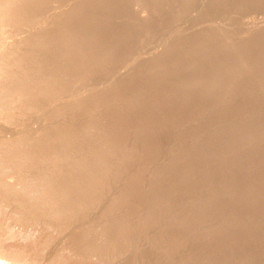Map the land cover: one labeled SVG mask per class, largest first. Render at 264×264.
Masks as SVG:
<instances>
[{
    "label": "rangeland",
    "instance_id": "1",
    "mask_svg": "<svg viewBox=\"0 0 264 264\" xmlns=\"http://www.w3.org/2000/svg\"><path fill=\"white\" fill-rule=\"evenodd\" d=\"M86 1H89V0H84V2H86ZM99 1L100 0H98V2ZM107 1L108 2H106L105 0L100 1L99 2L100 5H98V7L95 5L96 8L93 7L94 5H92V8H88V7H86V8H88L89 10L92 9L91 11H93V12H94V8L96 9L95 11L98 12V10H97V8H98L100 10V13H101V10L103 9L102 7H104V6L107 7V5L110 2L111 10H112V12L116 18L114 17L112 20L113 22L111 21V23L113 25H110L111 23L109 24V22H108V23H106V26L108 25L109 26V27L107 26L108 28H110V27L113 28L116 25V27L113 29L110 28V30L107 28V30L105 31V34H106V32H109L107 34L108 38H107V35H105V37L101 36V38H102V42L104 41V43H105V44L102 43L103 46H105L107 44L111 48V47L117 45L116 48L110 49L113 51L116 49L117 51L113 52V51L109 50V53H108L109 55L106 56L103 60V62L105 61V63H106L107 62L106 60L108 57V62L106 64H104L102 62V64L104 66L101 65L100 64L101 62H100L99 64L101 67L98 66L99 64H96L93 61H90V62L95 63L97 65V67H94L96 65H93V63L86 65V67L88 66L87 68L85 66L80 67L79 65H75V63L80 62V60L78 62L76 60H74V59H78L75 56L72 59L73 62L71 61L72 65L73 66L75 65L76 68L79 67L81 69V71L78 68L77 69L78 71H75L73 73L66 72L67 75H71L68 77H73V82H74V83L72 82L73 84H76L75 82H77L76 86L75 85L74 86L77 87L78 89L76 88L74 90H81V89L83 90L84 88H81V86L84 83L103 82L100 79L104 78L107 75L106 72H108L107 70L109 69L110 66L111 67L113 66L112 69L116 70V71H114V72H116L114 74H116V76H117V73L119 71L118 68L122 66L121 62H123L125 60L124 57L126 58V56H128L127 53H130V52L133 53L132 50L134 51L137 49L138 52L135 51L136 53H140V51L142 52L141 54H139L140 56L143 54L142 58L140 57V60H142L143 57H145V56L151 55L152 53L156 54L157 51L160 53V50H163V51H161V53L164 52L165 54L164 53H163V55L160 54L161 56L159 54H157V55H155V57H154V54L151 55V57L149 58V61H151L150 65L148 63L149 62L148 60H147L148 62L145 61L146 59H148V57L147 58L145 57V59L143 60V62L145 61L146 64L143 65V62L140 61V62H142V67H143V68L140 67V70L146 69V71H144V72L141 70L143 73L140 70H138L139 69L138 67L141 65V63L138 62L139 59L136 60L137 61L136 63H134L133 61H132L133 62L132 63L130 61L132 64L131 65L129 64L128 66L130 68H135V67L138 68V69H136V68L135 69L137 71H139L140 73L135 71L134 69H132L131 72H130V70H126V72L124 71V73L120 72V73H118L119 75L117 76V78L121 79V77H122L125 80L127 79L126 82L124 81V83H123L124 85L126 84L124 87L121 84L122 85L121 88H118V89L114 90L113 92L111 91L110 93L105 92V94H103V90H97L96 93H98V95H100L99 97L102 98V99L99 98V100L101 102L99 101V103L96 105V107H94V109H93L92 105H90L93 109V110H91L92 112L94 110H97V111L93 112L95 116H92V115L87 116V114L88 115L91 114V111L88 113V110H90L91 107H89V109H87L86 105L89 106V104H87V102L84 101L85 103L81 102V104H80V105L86 104L85 107L83 106V109L77 103L76 104V105H78L77 107H75V105H74L75 109L70 108L72 110H70V109H68L66 111L64 110L65 111V112L63 111L64 114L62 112L63 116L61 115L60 118H55L54 120L53 119L51 120V122L53 124H51L50 126H53L57 122V125L59 123L60 124H67V125H69V126L71 125L73 128H75L76 125L78 127V124H81V126H82V124H84V123L90 124L89 122H91V123L93 122L92 124L95 123V125L97 126V129H98L96 131L97 134L95 133L94 135H92V137H93V138L91 137L92 139L91 138H89L90 140L88 139L90 142L86 141L84 143H81V146L79 145L80 147L78 145L77 146L75 145L74 147H77L76 149L75 148H68V149H65V151L62 150V153H60V157H59L61 159H59V161L61 163H62V161L67 162L65 168H68V165H69L68 163L73 162V160H72L73 158L75 159V158L79 157L78 155L81 152H84L87 155H89V153H90L92 155L91 159L94 160L95 155L101 151L100 148H99L100 149V151H99L97 146L102 141L105 140V142H107L108 146L111 145V147H108L109 149H107L108 153H106V155H107V161L109 160L110 162L109 161L108 162L112 165L109 168L111 169L113 167L114 169L112 168L109 171V173L107 172L108 170L102 171L104 168L102 167V165H100L101 162L97 161L96 158H95V161L93 162L94 164H92L93 167L96 166L94 168V170H93V167L91 169L88 168L89 171L87 170V168H85L86 170H80V169L77 171L73 170L72 172L74 173V175L70 172L67 173L68 171L63 170L65 172V174H70V175H68L69 177L71 175L74 176V177L73 176L70 177L71 180H74V179L78 180V178L81 177V175L83 173H85V175H86L87 172L91 173V171H92L91 174L95 178V182H94L95 184L92 186V188L91 187L87 188L88 191L86 189L87 195H85V196L80 195L82 198H79L78 196H74V198L77 197L78 199H80V200L83 199L84 201L87 199L86 201L88 202L89 205H88V207H86L87 209H84L85 210L84 213L87 214V217L85 214H82L79 217L77 216V218L74 217V219H82L83 216H85L86 221H88V219H89V221L94 222V228L95 227H97V228L94 229L93 227H91L94 229L93 235H90V237H89V234H87L85 236V238H87V241H85L86 243L84 242V244L88 245L89 243H91L92 245H94V242L96 241L97 243L95 242V244H97V246L99 244H101V247H100L101 249L100 248L99 249L102 252L97 251L98 253L97 252L95 253L94 251L92 252L90 250L93 254L94 253L95 254L93 255L91 253V255H89L86 253L88 250L85 247L86 245L83 246L82 243L81 244L79 243L80 245H78L75 242V244L78 246V247H76V245L74 244V240L77 238V235L80 234V229H78V230L75 229L76 231H74V232H76V233H77V231H79V232H78V234L74 233L73 238L71 237V233H73V232L68 234V236L65 233H63V235H62V232L60 233V231L55 233L57 228H59V227L54 226V228H53L52 225H57V223H59V225H60L61 222L63 223V221H67L68 219H70V218H67V215L65 216V214H60L62 216H59L57 214L55 216L56 213L55 212L52 213L53 210L54 211L56 210L55 208H58L59 205L61 206V204H60V203H62L61 199H60L61 201L57 202L58 205H56V203L53 204L51 213L50 212H49L50 214L47 213L46 217L42 216V218H41V216L39 215L38 212H37L39 215L38 217L36 216L37 213H36V215L32 214L33 211H39L40 208L42 211L47 207V205H46L47 202H45V204L43 206L42 205H41V207L39 206L40 208L37 207L36 205L39 204V201H45L44 197H40V198L37 197L40 194V191L42 193V191L44 190V187H43L44 184L40 182V179L42 180V178H40V179H38V178L41 177L45 173L47 174L48 172L42 173L40 171H35L33 169L32 170L33 173H32V172H30V170H31L30 167L24 168L23 165L22 166L17 165V166H19L21 168L23 167L25 170L28 169L29 171H27V170L24 171L23 168H22L23 170H21L17 167L19 170H21L20 172L21 173L30 172V174L32 173L31 175L29 174L30 176L28 174L27 175L24 174V175L29 177L28 179H30V182L32 180V182H34V183L37 181H35V180L33 181V179H31V178L37 177L36 180H38V182L36 185L34 183L29 184V181H27L28 187H26V189L21 188V190L18 189L19 191L16 190V191H18L17 193L20 196H18V195H15V196H17V198H20L22 196V198L18 199L17 201H13L14 204H12V202L9 204L8 203L6 204L4 202L6 205H4V203L2 204V202L0 203V232H1V235L3 237L5 236V238H2V237L1 238L4 240L6 239V241L10 240L9 243H11L13 245L12 247L16 246L18 248V250H16V251L21 253V255H22L21 259L23 260V258H25L24 263H26V261L29 260V261H27V263L29 262V264H32L33 261L34 262L36 261L37 264H44V263L45 264H128V263L129 264H134V263L135 264H168V263L169 264H185V263L186 264H232V263L233 264H264V137H263L264 136V134H263L264 129L260 128V127H262V125H264V77H263L264 76V73H263L264 67L261 66V65H264V61H263L264 56H262L264 53L263 52L264 40L262 38L264 35V0H257L259 2H256V0H251L252 3L250 2V0H230L231 3H230V1L227 2L228 0H223L222 2H224V3H222V2H221L222 4L219 3L221 5H219V7H216V8L213 7L211 0H208L209 2L207 0H190V1L189 0H181V1L180 0H149V2L150 1L151 2L156 1V3L159 4V5H157V8H156L157 10L155 9L156 6L154 8L152 6H150V7L147 6L146 9L144 7H142V8H144V10H142L141 7H140V9H139V7H134V6H132L130 8V6L129 7L126 6V3L125 4L120 3L123 0H116V1L115 0H112V1L107 0ZM94 2H96V0L90 1L89 6L91 5L90 3H94ZM124 2H126V0H124ZM130 2L132 4L134 3L133 0H130ZM145 2H147V0H145ZM151 2H150V4H151ZM255 2H256V4H253ZM195 3H198V5L201 4L199 6H202V5L203 6L202 7L198 6L199 7L198 8V7H196L197 4H195ZM245 3H246V5H245ZM181 4L183 5V8H182ZM228 4H230V5H228ZM122 5H124L125 7ZM222 5H225V6H222ZM236 5H238V6H236ZM243 5H245V6H243ZM109 6L110 5H108V7ZM160 6L162 7V9ZM163 6L165 9L163 8ZM173 6L176 7L174 10H173V8H174ZM179 6H180V8H179ZM220 6H221V9H223L222 10L223 12L219 9ZM241 6H242V8H241ZM195 7L197 8V12H196ZM231 7H233V8H231ZM86 8L85 9L82 8L84 10H82V12L80 11V13H77L79 16L76 14L75 16L77 18L73 17V19L75 21L81 22V20L84 19V16L87 14V12H90ZM109 8H105V9H107V11H108ZM120 8H122L123 10H121ZM127 8H130L131 10L127 9ZM193 8L195 9L194 10L195 12L192 11ZM210 8H211V11L216 10L218 8L219 10L218 9L216 10V12L218 14L214 11H213L214 14L211 13V11L209 12ZM238 8H239V10H237ZM150 9H152V10H150ZM159 9H160V11H158ZM226 9H227V11H226ZM111 10L109 9V12H111ZM116 11H118V12H116ZM191 11H192V13H191ZM219 11H221V12H219ZM230 11H231V13H230ZM123 12H125V13H123ZM160 12L162 15L160 14ZM156 13L159 15H157ZM185 14H188V15L186 16ZM193 14H194V16H193ZM120 15H123L126 17L125 18H123V16L118 17ZM202 15L204 17H202ZM158 16H159V18H158ZM155 17H157V18H155ZM172 17L175 18V20L179 23H176V21H174V23H173L174 19ZM181 17H182V20H181ZM189 17H190V19H189ZM232 17H234V18H232ZM120 18H121V20H120ZM143 18H145V19H143ZM163 18H165L164 19L165 21L172 20V19L173 20L171 22L165 24L164 23L165 21L163 20ZM186 18H188V20ZM212 18L215 20L213 21ZM115 19H117V20H115ZM137 19H139V20L142 19V22L144 21L146 26H144L145 25L144 23H141V20L137 21ZM209 19H211V20H209ZM133 20L134 21L136 20V23L140 22L141 23L140 26H142L141 28L134 31L133 35L130 36V37H133L134 39L128 38L127 41H124V38H120L121 39L120 40L119 36H117V34H116V36L112 34V33H114V31L115 32H117V31L126 32V30L129 31L130 28H132V26L134 24H136ZM121 21H123V22H121ZM182 21H184V22H182ZM209 21H211V22H209ZM222 21L223 22L225 21L227 23L230 22L231 27L229 24H228L229 26L227 25L228 29L230 28V31L228 32V34H229L230 39H232V41L234 42V44L235 45L244 44L243 41L245 40L246 42L245 41L244 42H245L246 48H244L243 50L241 49L239 54L235 55V56L231 55V54L228 55L229 51L223 48L224 51H222V52L227 51L226 53H224L227 55L222 56L225 59L224 61H225L226 65H224V63H223L222 67H220V68H218V67L221 65H218L217 67L216 66L210 67V65H207V62L209 60L206 59L207 60L206 61L203 59V61H205V63H206V64H204V66L207 65L210 68H213V67L216 68V69L214 68L216 71L214 72V69H213V73H211V74H210L211 71L210 72L208 71L207 73L204 71L205 72L204 73V72L196 70L194 72V71L189 70L190 68H186V67H185V69L183 67L180 71L176 72L177 67H175V66H178L179 64H181V62H182V64H190V63H193V61L196 62L197 58L200 57L198 53H192L191 52L195 48V46H197V43L199 44L200 39L203 37V36L200 37L199 33L200 34L207 33L208 31L206 32V30L209 29L210 23L215 24V25L216 24L219 25L220 23H223ZM251 21H252V23H250ZM115 22H117L118 25ZM231 22H232V24H231ZM233 22H235L236 24ZM254 22H255V24H254ZM196 23H197V25H196ZM227 23H224V24L226 25ZM147 24L150 26H148ZM179 24H181V25H179ZM224 24H220L219 26L225 27V29L227 30L226 26H223ZM233 24H235V25H233ZM261 24H263V25H261ZM123 25L126 27H124ZM164 25L165 26L167 25V26L165 27ZM169 25H171V26H169ZM174 25H176L178 27V30L182 27V29L184 30L185 33L183 32L181 34L191 33V35L189 34L190 35L189 37H192V38L189 41V43H191V42L192 43H191V45L187 44L186 46H183L184 49L182 47V48H180L181 49L180 51H179V49H177V51H174V50L171 51L170 50L171 52L174 51L173 52L174 55L171 54L174 56V58H169V57H167V56H169V54L168 53L166 54V50H168L170 48H165L166 46L164 45V41L166 39L165 36L168 35V33L171 31L170 29ZM106 26L104 27L105 29H106ZM179 26H181V27L179 28ZM177 27H176V29H177ZM116 28H119V29H116ZM114 29H116V30H114ZM174 29L175 28H172V30H174ZM147 30H150V31L153 30V32L151 33L150 31L148 32ZM155 30L157 31V33L155 32ZM180 32H182V30H180ZM260 32H262V33H260ZM142 33H143V35H142ZM145 33L147 36H146V39H143V37L145 36ZM94 34L97 35L96 33H94ZM152 34L157 36L156 40L154 38L152 41V38H153ZM175 34L181 35L180 33L179 34L175 33ZM109 35H111L110 36L111 38L109 37ZM202 35H204V34H202ZM112 36H114V37H112ZM234 36H236V37H234ZM240 36H242V37H240ZM106 38L108 40L111 39V41L110 40L109 41L112 43L109 42V44H108V40ZM112 38L117 39V41L116 40H114V41L118 42V43L114 42L115 45H113V41H112L113 39ZM158 38H159V41H158ZM95 39H96V41H94ZM95 39H92L96 43L94 45H97V43H98V46L99 47L101 46L100 48H102V45H99L101 39H99L97 36L95 37ZM196 39H198L199 41ZM147 40H149V41H147ZM162 40H164V41H162ZM247 40H248V43H247ZM97 41H99V42H97ZM131 41H132V44H131ZM254 42H255V44H254ZM262 42H263V44H262ZM161 43H162V45H161ZM193 44H194V46H193ZM251 45L253 46L252 48H251ZM98 46L93 47V43H92L91 47L93 49L96 47L95 49L98 51V49H99ZM188 46H190V47H188ZM23 47L25 49L26 46H23ZM134 47H135V49H133ZM153 47H154V49H153ZM212 47H214V46H210L209 49L210 48L211 49L207 50L208 52H210L208 54L209 58L215 56V54H218V53L220 55H223V53L221 52L222 49L217 51V50H215V49H217L216 46H215V49ZM257 47H258V49L260 48L259 51H257L258 50ZM28 48H29V45H28ZM107 48L109 49V47L105 46L99 50L103 51V49H107ZM125 48H126V50H125ZM253 48L255 49V52H254ZM95 49H94V51H96ZM127 49L129 52H127ZM138 49H140V51ZM143 49H144V51H143ZM245 49H246V51H244ZM26 50H27V47H26ZM26 50L22 51L23 55H24V52ZM215 51H217V53H214ZM252 51L254 53L258 52V54H254ZM261 51L263 53H261ZM167 52H169V50ZM211 52L213 53V55ZM112 53H113V55H111ZM29 55H30V50H27L25 53V57H28ZM187 55H188V57H185ZM192 55L195 58H192ZM252 55H253V58L256 60L255 61L254 59H252L254 62L253 61L251 62V56ZM255 55H257V57H258V55H259V57L262 56V58L258 57V60H257V57ZM79 56H83V55L79 54ZM110 56H112L113 59ZM119 56H120V58H119ZM226 56H228V57H226ZM162 57L163 58L167 57L166 59L169 61H167L166 59L165 60L163 59V60H161L162 63L159 64L161 62L160 58L162 59ZM180 57H181V59H180ZM109 59H111V61ZM155 59H158L160 62L158 64H156L155 62H158V61L156 60L154 62L153 60H155ZM170 59L175 60L177 63L175 61L174 62L177 65L174 62H172ZM198 59H200V58H198ZM226 59H227V61H226ZM236 59L239 61V63H241V66L243 65V63H248L246 67H249L251 70L253 69L255 72L250 71L253 73H250V72L245 73V72L241 71L242 73H239L240 71L235 72V68H233V67L232 68H233L234 72L232 70H230L232 64H234V62H237ZM240 59H242V60H240ZM260 59L263 62L259 61ZM82 60H83V58L81 59V62H82ZM177 60H179V61H177ZM200 60H202V59H200ZM228 60H230V61L232 60L234 62L231 61L232 64L229 65L231 62L229 63ZM165 62H166V64H165ZM188 62H190V63H188ZM153 63H155L156 65L154 66ZM261 63H263V64H261ZM118 64L120 66L116 67ZM208 64H209V62H208ZM90 65H93L94 68L89 67ZM181 65H179V66H181ZM250 65H251V67H250ZM254 65H258L259 68L257 66H254ZM144 66H147L150 69H147V67L145 68ZM223 66H225V67H223ZM254 67H257V69H254ZM105 68L107 69L106 71H104ZM175 68H176V71H175ZM206 68H208V67H206ZM225 68L226 69L229 68V72H227L228 74L226 73V71H228V70H225ZM242 68L244 69L245 67H242ZM110 69H109V71H110ZM261 69H263L262 70L263 72L261 71ZM98 70L99 71L103 70L105 73H103L102 71L98 72ZM155 70H156V72H154ZM217 70H219L221 72H218ZM245 70H246V68H245ZM86 71L89 73V75ZM224 71H225V73H224ZM162 72H164V73H162ZM216 72H217V74L222 75L221 76L222 78L220 77L221 80L226 79L224 77V74L226 77H228V76L230 77V75L232 73H233L231 75L232 77L236 76V75L239 76L241 74H242V76H240L239 78H238V76H236L237 79H235L236 77L234 79H232L233 82H235V83H233V82L230 83L232 80L228 81L227 83H225L226 80L225 81L224 80L223 81L214 80V82H212L213 80H211V78L209 79V77ZM256 72H257V74H256ZM259 72L261 74H258ZM90 73H91V76H90ZM95 73H96V76H95ZM137 73H138V75H137ZM174 73H175V75L176 74H178V75H176L174 77ZM243 73L245 75H243ZM63 74H65V73H63ZM140 74H141V76H140ZM190 74L193 77V86H189V84H186V85L182 84L183 81H185L187 78L190 77ZM197 75H198V77H197ZM185 76L186 77L188 76V77L186 78ZM206 76H208V77H206ZM128 77H129V79H128ZM156 77H157V79H156ZM199 77H201L202 80H201V78L199 79ZM253 77H254V79H253ZM36 78L37 77H35L33 79L34 84H36V81L38 82V79L36 80ZM162 78H164V79L166 78L168 80L163 79L164 81L163 80L161 81ZM203 78H204V82H202ZM71 79L72 78H70V80ZM74 79H76V80L74 81ZM112 79L114 80L115 78H111L110 80H112ZM170 79H172V80H170ZM205 79H206V81H205ZM89 80H91V81L89 82ZM110 80H108V81L111 83ZM113 80H112V82H113ZM200 80L203 84H201ZM207 80L210 81L211 83L208 82ZM119 81H123V80L121 79ZM179 81H181V82H179ZM246 81H247V83H246ZM197 82H199L200 85H198ZM78 83L80 86L78 85ZM139 84H141V85H139ZM205 84H207V85H205ZM227 84H230V85L227 86ZM179 85L181 86V88ZM216 85H218V86L223 85V86L215 87ZM5 86L7 89H9V91L7 89L2 88V93H0V94L2 96H4L5 94L8 95V93H9V95H11V96H9V99L11 97H14V99H15L16 93L14 94L13 91H10L11 87H9L8 84H6ZM23 86H24V88H23ZM23 86H22V88H21V86L19 88H21L24 91V93L26 92L24 94V95H26L29 92V90L31 89V86H33V84L26 83ZM139 86H141V88ZM185 86L189 87L190 89L186 88ZM229 86H232L234 89L231 88V90H229L230 89ZM211 87H214V88L212 89ZM79 88H81V89H79ZM210 88L213 90V92L210 90ZM187 89H189V90H187ZM191 89H192V91H191ZM207 89H209L210 92ZM245 89H246V91H245ZM251 89L252 90L257 89V90L252 91ZM108 90H110V89H108ZM250 90H251V92H250ZM136 91H138V92H136ZM166 91H167V93H166ZM182 92H184V93H182ZM106 93H107V95H106ZM111 94H112V96H111ZM208 94H209V96H207ZM261 94H262V96H261ZM28 95H29V93H28ZM28 95H26V96H28ZM109 96H110V98H109ZM140 96H142V98ZM211 96H213V97H211ZM29 97L30 96H28L27 98H29ZM113 97H114V99H113ZM133 97H134V99H133ZM85 100H87V98ZM133 100H134V102H132ZM117 101L120 103H118ZM20 102L21 103H19V105H18V107H20L19 108L20 112H28L29 111L28 107H26V104H25L26 98L21 97ZM112 102L116 103V106L117 107L120 106L119 109L121 108L123 110H121L119 112H118V110H113L114 104L112 106L111 105ZM88 103H89V101H88ZM20 105L23 106V109H22V106H20ZM123 105H124V107H123ZM110 106H112V108ZM117 107H116V109H117ZM215 107H218V109H216ZM84 109L87 110V112H85ZM25 110H28V111H25ZM81 111H84L85 113L81 112ZM80 112L82 113V115L83 114L84 115L83 116L78 115V114H80ZM126 115H127V117H125ZM73 116H75V117H73ZM77 116H78V119L80 116H81V118L84 117V119L82 118L83 122L79 121L81 118L78 120L76 118ZM70 117L73 118L74 120L70 119ZM12 118L13 117H11V119ZM86 118H87V121L85 120ZM90 119H92V120H90ZM66 120H68V121H66ZM254 120H256L257 122H255ZM80 122H82V123H80ZM258 122L260 125L258 124ZM261 122H263V123H261ZM244 123H245V126H244ZM106 124H108V125H106ZM251 124L257 125V126L251 127L252 126ZM57 125H55V126H57ZM240 125L242 128L240 127ZM258 126H260V127H258ZM217 127H219V128H217ZM233 127H235V128H233ZM100 128H102V129H100ZM223 128L225 129V131H223L224 130ZM255 128L259 129L257 131H260V130H261V132L263 131L262 134H261V132H259V134H258V132L256 131ZM227 129L228 130L233 129V131L235 129L234 132L236 134L234 132H232L231 130L228 131ZM243 129L244 130L246 129L245 130L246 133L249 132V135L251 136V138H249V140H245V141L243 140L244 139V132H245ZM101 130H103V131H101ZM216 130L221 131V134L219 132H216ZM250 130L253 131V134H252V131L250 132ZM255 131H256V133H255ZM216 133L218 135H216ZM240 133H242V134H240ZM122 135H124V136H122ZM219 135H220V137H219ZM100 136L102 138H100ZM108 136H110V137H108ZM34 137H38V134L36 133L34 135ZM222 138H225V139H222ZM235 138H236V140H235ZM25 139H27V138H25ZM207 140L211 141L213 143V144L211 143L212 146H208ZM230 140H231V142H230ZM246 141H248L249 143H247ZM87 144H89V145H87ZM95 144L97 146H95ZM219 144H221V145H219ZM12 145L13 144L9 145V147H7L6 149L0 148V152H1V154H0V167H1V169L6 168L8 171L11 170L9 172L14 171L12 169L17 163L18 164L25 163L23 161V159H25V157H26V159H28L27 158L28 156H29V159L33 158L31 156L34 153L36 155V153L39 152V150H38V152H33L32 149L34 150V147L27 148L28 150L30 149L28 151L25 147L23 148L19 143L17 145L14 144L15 146H13V147H12ZM20 146H21V148L26 149V150L22 151L23 152V158H21L22 155L20 157H17L19 159L14 158V156H16V153H17L16 151L18 150L17 147H20ZM227 146H229V147H227ZM8 148H10V149H8ZM12 148H16V149L14 150ZM237 148H238V150H237ZM1 149H3L4 152H2ZM220 149H222L223 152ZM20 150L21 149H19L18 151H20ZM205 150H208V151L204 152ZM24 151H26V153ZM233 151L236 155L233 153ZM11 153H13V154H11ZM209 153H210V155H209ZM10 154L13 156H11ZM223 157H224V159H223ZM26 159H25V161H26ZM174 159H175V161H174ZM20 160L23 162H21ZM18 161H20V162H18ZM69 161H71V162H69ZM64 163H62V164L65 166ZM158 163H160V164H158ZM169 164H170V166H169ZM250 165H253V166H250ZM10 168H12V169H10ZM65 168L63 167V169H65ZM100 168H101V170H100ZM6 169H5V171H6ZM19 170H17V171H19ZM36 170H38V169H36ZM53 170L55 171V169H53ZM53 170L47 169V171H49V173L51 171L53 172ZM104 170H106V169H104ZM5 171H3L4 174H5ZM8 171H6V172H8ZM22 171H24V172H22ZM79 171L81 174L79 173ZM98 172H99V174L103 175L102 180L100 179L101 181H99L100 176L98 175ZM104 173H106V176L104 175ZM7 174L8 173H6L5 176H7ZM91 174L87 173L86 176L89 175L91 177L92 176ZM155 174H157V175H155ZM35 175H37V176H35ZM38 175H40V176H38ZM19 176H21V174H19ZM26 176H23V177H26ZM1 177L3 178L2 175H1ZM21 177H19V178H21ZM4 178L6 179V177H4ZM23 179H25V178H23ZM28 179L26 178L25 180H28ZM7 180H9V177H7ZM17 187H20V186L18 185ZM26 192H27V194L29 193L28 198H26L27 197ZM32 192H34V193H32ZM143 192L146 195H144ZM30 193L34 197L32 195H30ZM40 196H42V195L40 194ZM15 198L13 200H16ZM71 198H73V196L70 198L67 196H65V197L63 196V202H66V203L70 202V200L72 201ZM77 198H75V201H78ZM32 201H33V203H32ZM35 201H37V202H35ZM92 201H94V202H92ZM21 202H23V203H21ZM34 203H35V205H34ZM3 205H4V207L2 208ZM20 205H22L23 207ZM24 205H25V207H24ZM90 205H91V207H90ZM21 207H22V210H21ZM42 207H45V208L42 209ZM50 209L51 208L47 209V211L48 210L50 211ZM201 211H203V212L201 213ZM8 212H9V214H8ZM48 214H49V216H48ZM28 215H30V216H28ZM51 215H53V216H51ZM38 218L40 219V221H39L40 223H35L33 225L32 222H37L36 220ZM66 218H67V220H66ZM10 219L16 220V221H14L15 223L13 222V220H10ZM21 219H24V220L22 221ZM28 219L29 220L31 219L30 220L31 223L30 222L28 223ZM33 219H36V220L33 221ZM42 219L45 221H48L46 219H49L50 220L49 223H50V225L52 224L51 225L52 227L49 226V224L46 226L45 225L43 226L42 223H44L45 221L43 222ZM62 219H64V220H62ZM71 219H73V218H71ZM26 220H27V222H24ZM51 221H53V222H51ZM82 221H84V220H82ZM11 222L14 223V225ZM7 223H8V225L11 224L10 226L12 228L10 226H8ZM65 223H63V224L66 226ZM68 223H69V220H68ZM36 224H38V225H36ZM40 224L42 226H40ZM4 226H5V228H4ZM7 226L9 228V230L5 231V229H7ZM45 227H47V229H45ZM104 227H105V230H103ZM1 228H2V230H1ZM18 228H21L23 230L18 229ZM36 228L39 230V232ZM42 228H44V229H42ZM52 228L56 229V230H53ZM100 228L102 230L101 232L107 233V235H105V234L101 235L100 234L101 233ZM10 229H12V231ZM16 229H18V230H16ZM24 230H26V231H24ZM35 230H37V231H35ZM40 230H42V231H40ZM59 230H60V228H59ZM95 230H96V232H95ZM97 230H98V233H97ZM10 231H11V233L14 232V234L10 235L11 234ZM18 231L20 233L17 234ZM34 231H35V233H34ZM6 232H7V234H6ZM91 232H90V234H91ZM94 233L98 234V235L96 234L98 236L97 238H99L98 240H97V238H93V239H96L94 241L91 238L92 236L96 237V235H94ZM99 234L101 235V237L102 236L103 237L101 238ZM8 235H10L9 239H8ZM74 235H76L75 239H74V237H75ZM63 236L64 237L66 236V237L63 238ZM67 237H69V238H67ZM88 237L90 239H88ZM10 238L12 239V241ZM70 238H72V239H70ZM78 238H80V236H78ZM102 240H104V241H102ZM47 242H48L49 247L47 245ZM134 242H136V243H134ZM50 243L54 246L50 245ZM60 243H62L63 245ZM119 243H120V245H119ZM11 244H9V245L11 246ZM112 244H114L115 247H116V245H118V246L116 248L115 247L112 248V246H113ZM132 244H133V246H132ZM60 245L62 247H60ZM64 245L68 246V248L64 247ZM73 245H74V247H73ZM70 246H71V248H70ZM55 247H58V248H55ZM63 247H64V249H63ZM102 247H103V250H102ZM79 248H81V250ZM71 249H73V251ZM77 249H79V252ZM104 250H106V251H104ZM90 251L88 250V253ZM136 252H137V254H136ZM80 254H81V256H80ZM134 254H136V255H134ZM127 260H128V262H127ZM131 260H132V262H131ZM21 263H23V262H21Z\"/></svg>",
    "mask_w": 264,
    "mask_h": 264
},
{
    "label": "bare ground",
    "instance_id": "2",
    "mask_svg": "<svg viewBox=\"0 0 264 264\" xmlns=\"http://www.w3.org/2000/svg\"><path fill=\"white\" fill-rule=\"evenodd\" d=\"M90 1H93V0H89V1H86V2H84V0H0V93H2V88L3 89H7L6 88V84H8L9 85V87H11V90L10 91H13V93L15 94V99H14V97H11L10 99H9V96H11V95H9V93H8V95L7 94H5L4 96H2L1 94H0V148H7V147H9V145H11V144H13L12 145V147L13 146H15V145H17L18 143L24 148H32V147H34V150L32 149V151L33 152H38V150H39V152L38 153H36V155H35V153L31 156V157H33V158H30L29 159V156L27 157L28 159H26V157H25V159H26V161H25V159H23V161L25 162V163H21V164H16L14 167H13V169L12 168H10V169H12V170H19V169H21V170H23L24 168H31V170H30V172H32V170L34 169L35 171H40V172H42V173H45V172H48L46 175L45 174H43L41 177H39L38 179H40V178H42V180L40 179V182L41 183H43L44 184V190L42 191V193H41V191H40V194L42 195V196H40V194L37 196V197H44L45 199V201H39V204H37L36 206L37 207H41V205L43 206L44 204H45V202H47L46 203V205H47V207L45 208V207H42V209L43 208H45L44 210H42L41 211V208H40V210L39 211H33L32 212V214H34V215H36V213L38 212L39 213V215L41 216V218H42V216H44V217H46V214L47 213H51V210H52V207H53V204H55L56 203V205H58L57 204V202L58 201H61L62 203H60L61 204V206L59 205V207L58 208H55L56 210L54 211H52V213L53 212H55L56 214H55V216L58 214L59 216H62V215H60V214H65V216L67 215V218H70V219H68L69 220V223H68V220H67V218H66V220L67 221H63V223H65L66 224V226L61 222L60 223V225H59V223H57V225H52L53 226V228H54V226H57V227H59L60 228V230H59V228H57V230L56 229H53V230H56V232L55 233H57L58 231H60V233L62 232V235H63V233H65V234H67V236H68V234H70L71 232H73V233H71V237L73 238V234L74 233H76V232H74V231H76V230H78V229H80V234L79 235H77V238H76V235H74L75 237H74V244H75V242L78 244V245H80L81 243L83 244V246L84 245H86V244H84V242L85 241H87V238H85V236L87 235V234H89V237H90V235H93V232H94V229L95 228H97V227H95L94 228V222L93 221H89V219H88V221H86L85 220V216H83V218L82 219H74V217L75 218H77V216L79 217L80 215H82V214H85L84 212H85V210L84 209H87L86 207H88V202L85 200H80V199H78L77 197H75V198H77V200L78 201H75V198H74V196H78L79 198H82L81 196H85V195H87L86 194V189L87 188H92V186L95 184L94 182H95V178H94V176L91 174L92 173V171H91V173H89V172H87L88 174H91L92 176L90 177L89 175L88 176H86L87 175V173H86V175H85V173H83L82 175H81V177H79L78 178V180L76 179H74V180H71V178L70 177H72L73 175H74V173L72 172L73 170H86L85 168H87V170H88V168L89 169H91L92 167H93V165L92 164H94L93 162L95 161V158H96V160L97 161H100L101 162V164L100 165H102V167L104 168V169H106V170H104L103 168V170L102 171H107L108 173H109V171L113 168H109L110 166H112L108 161H107V155H106V153H108V151H107V149H109L108 147H111V145H109L108 146V144H107V142H105V140L104 141H102L100 144H98V146L95 144V146H97L98 147V149L100 148L101 149V151H100V149H99V151L100 152H98L96 155H95V158H94V160L93 159H91L92 158V155L89 153V155L91 156H89V155H87L86 153H84V152H81V153H79V157H77V158H73L72 160H73V162H71V161H69V162H71V163H68L69 165H68V168H65L66 167V163L67 162H63L62 161V163H64L65 164V166L59 161V159H61V158H59L60 157V153H62V150L63 151H65V149H68V148H77V147H74L75 145L77 146H81V143H84V142H86V141H89L90 139L89 138H91L92 137V135H94L95 133H96V131L98 130L97 129V126L95 125V123L94 124H92L91 122H89L90 124H88V123H84V124H82V126H81V124H78V127H77V125L75 126V128H73L71 125V127L69 126V125H67V124H58L57 125V122H56V124H54L53 126H50L51 124H53L52 122H51V120L53 119H55V118H60L61 117V115L63 116V114H64V112L66 111V110H68V109H70V108H73V109H75V107H77L78 105L80 106V107H82V109H83V106L85 107V105L86 104H82V105H80L81 104V102H84V101H86L87 102V104H89V106H87L86 105V107H87V109H89V107H91L90 105H92V107H93V109H94V107H96V105L99 103V98L100 99H102L101 97H99L100 95H98V93H96V91L97 90H103V94H105V92H113L114 90H116V89H118V88H121L122 87V85H123V87L126 85H124L123 83H124V81L126 82V80L124 79V78H122L121 77V79L123 80V81H119V80H121L120 78L118 79L117 78V76L119 75L118 73H120V72H123L124 73V71L126 72V70H130V72H131V70L132 69H134L135 71H137L136 69H138V70H140V67L141 68H143L142 67V62H143V60L145 59V57L147 58L148 57V59H146L145 61L146 62H148L149 61V58L151 57V55H153L154 54V57H155V55H157V54H162L163 55V53H161V51H163V50H160V53L157 51V53L155 54V53H150L151 55H149V56H145V57H143V59L142 60H140V57L142 58V56H143V54L140 56L139 54H141L142 52L140 51V49H138L139 51H140V53H136V52H138L137 51V49L136 50H132V52L133 53H127V52H129L128 51V49H127V54H128V56H126V58L124 57V61L123 62H121L122 63V66L121 67H119L118 68V73H117V76H116V74H114V73H116V72H114V71H116L115 69H112V67L110 66L109 67V69H110V71H109V69L107 70L106 68L104 69V71H108V72H106V76L104 77V78H102V79H100V80H102L103 82H98V83H96V82H94V83H84L82 86H81V88H84L83 90L81 89V88H79V89H81V90H74V89H76L77 87H75L76 86V84H77V82H75L76 84H73L74 82H73V77H68V76H71V75H67L66 74V72H69V73H73V72H75V71H78L77 69L79 68H76V66L75 65H79L80 67H82V66H85L86 67V65H89L90 63H93V62H95L96 64H99L100 62V64L101 65H103L102 64V62H103V60H104V58L106 57V56H108L109 54V50L111 49V48H116V46L117 45H115L114 44V40H116L117 41V39H114V38H112L113 40V45H115V46H113V47H111L110 48V46H108L107 44L105 45L106 47H109V49L107 48V49H103V51H101V50H99V49H102L103 47H105V46H103V44L102 43H104V41L102 42V38H101V36H103V37H105V35H107L109 32H106V34H105V31L107 30V28L109 27L108 25V27L106 26V23H108L109 22V24L111 23V21L113 20V18L115 17L114 16V14H113V12H112V10H111V4H110V2H109V4L108 5H110L109 7H108V5H107V7H102L103 9L101 10V13H100V10L97 8V10H98V12H96L95 10V8H96V6L98 7V5H100L99 4V2L100 1H102V0H100L99 2H98V0H96V2L98 3H96V2H94V3H90L91 5L89 6V2ZM106 2H108L107 0H105ZM112 1V0H111ZM116 1V0H115ZM134 1V3L132 4L131 2H130V0H126V2H124V0L122 1V2H120V3H122V4H125L126 3V6L127 7H129L130 6V8L132 7V6H134V7H139V9H140V7H141V9L142 10H144V8L146 9L147 8V6L148 7H150V6H152L153 8L155 7V9L157 8V5H159V4H157L156 3V1L155 2H151V4H150V2H149V0H147V2H145V0H133ZM181 1V0H180ZM190 1V0H189ZM208 1V0H207ZM223 0H211V3L213 4V7L214 8H216V7H219V5H221L222 3H224V2H222ZM230 0H228L227 2H229ZM77 2V3H76ZM104 2V1H103ZM105 2V3H106ZM124 2V3H123ZM158 2V1H157ZM160 2V1H159ZM168 2V1H167ZM204 2V1H203ZM209 2V1H208ZM222 2V3H221ZM245 2V1H244ZM249 2V1H248ZM247 2V3H248ZM250 2H251V0H250ZM256 2H259V1H257L256 0ZM256 2L255 3H253V4H256ZM96 3V4H95ZM148 3V4H147ZM177 3V2H176ZM189 3V2H188ZM192 3V2H191ZM199 3V2H198ZM198 3H195V4H197L196 5V7H198L199 5H201V4H199L198 5ZM205 3V2H204ZM203 3V4H204ZM219 3H221V4H219ZM230 3H231V1H230ZM237 3V2H236ZM252 3V2H251ZM168 4V3H167ZM183 4V3H182ZM181 4V5H182ZM193 4V3H192ZM260 4V3H259ZM92 5H94L93 7H95L94 8V12L93 11H91V10H89L88 8H92ZM96 5V6H95ZM105 5V4H104ZM143 5V6H142ZM173 5V4H172ZM228 5H230V4H228ZM245 5H246V3H245ZM245 5H243V6H245ZM122 6H124V5H122ZM146 6V7H145ZM203 6V5H202ZM202 6H199V7H202ZM222 6H225V5H222ZM235 6V5H234ZM236 6H238V5H236ZM254 6V5H253ZM262 6V5H261ZM86 7H88V8H86ZM100 7V6H99ZM113 7V6H112ZM125 7V6H124ZM133 7V8H134ZM142 7H144V8H142ZM161 7V6H160ZM170 7V6H169ZM174 7V6H173ZM188 7V6H187ZM190 7V6H189ZM195 7V9H196V12H197V8ZM198 7V8H199ZM227 7V6H226ZM229 7V6H228ZM251 7V6H250ZM82 8H86V9H88L90 12H87V14L84 16V19H82L81 20V22H78V21H75L74 19H73V17H76L75 15L77 14V13H80V11L82 12V10H84V9H82ZM105 8H109L110 10H111V12H109V9H108V11H107V9H105ZM118 8V7H117ZM116 8V9H117ZM123 8V7H122ZM122 8H120L121 10H123ZM130 8H127V9H130ZM132 8V9H133ZM152 8V9H153ZM163 8H164V6H163ZM176 7H174L173 8V10L175 9ZM179 8H180V6H179ZM178 8V9H179ZM182 8H183V5H182ZM181 8V9H182ZM231 8H233V7H231ZM241 8H242V6H241ZM248 8V7H247ZM125 9V8H124ZM152 9H150V10H152ZM161 9H162V7H161ZM165 9V8H164ZM163 9V10H164ZM188 9V8H187ZM194 8L192 9V11H194L195 10ZM213 9V8H212ZM218 9V8H217ZM216 9V10H217ZM221 11L223 10V9H221V6H220V8H219ZM218 9V10H219ZM225 9V8H224ZM228 9V8H227ZM227 9H226V11H227ZM236 9V8H235ZM253 9V8H252ZM114 10V9H113ZM131 10V9H130ZM129 10V11H130ZM149 10V11H150ZM157 10V9H156ZM172 10V11H173ZM189 10V9H188ZM208 10V9H207ZM216 10H213L214 12H216ZM237 10H239V8L237 9ZM249 10V9H248ZM251 10V9H250ZM260 10V9H259ZM148 11V12H149ZM158 11H160V9L158 10ZM177 11V10H176ZM175 11V12H176ZM185 11V10H184ZM192 11H191V13H192ZM211 11V8H210V10H209V12ZM213 11H211V13H213ZM221 11H219V12H221ZM245 11V10H244ZM255 11V10H254ZM93 12V13H92ZM96 12V13H95ZM116 12H118V11H116ZM120 12V11H119ZM122 12V11H121ZM153 12V11H152ZM156 12V11H155ZM190 12V11H189ZM195 12V11H194ZM193 12V13H194ZM203 12V11H202ZM223 12V11H222ZM229 12V11H228ZM252 12V11H251ZM100 13V14H99ZM123 13H125V12H123ZM163 13V12H162ZM180 13V12H179ZM217 13V12H216ZM230 13H231V11H230ZM239 13V12H238ZM242 13V12H241ZM67 14V15H66ZM116 14V13H115ZM119 14V13H118ZM122 14V13H121ZM154 14V13H153ZM157 14V13H156ZM160 14H161V12H160ZM170 14V13H169ZM168 14V15H169ZM183 14V13H182ZM196 14V13H195ZM201 14V13H200ZM214 14V13H213ZM218 14V13H217ZM240 14V13H239ZM246 14V13H245ZM78 15V14H77ZM148 15V14H147ZM157 15H159V14H157ZM162 15V14H161ZM171 15V14H170ZM186 16L188 15V14H185ZM199 15V14H198ZM226 15V14H225ZM237 15V14H236ZM79 16V15H78ZM123 15H120V16H118V17H122ZM191 16V15H190ZM193 16H194V14H193ZM231 16V15H230ZM244 16V15H243ZM254 16V15H253ZM126 16H123V18H125ZM129 17V16H128ZM183 17V16H182ZM182 17H181V20H182ZM202 17H204L203 15H202ZM236 17V16H235ZM77 18V17H76ZM80 18V17H79ZM78 18V19H79ZM116 18V17H115ZM130 18V17H129ZM133 18V17H132ZM131 18V19H132ZM149 18V17H148ZM155 18H157V17H155ZM158 18H159V16H158ZM166 18V17H165ZM165 18H163V20L165 19ZM168 18V17H167ZM173 18V17H172ZM232 18H234V17H232ZM237 18V17H236ZM256 18V17H255ZM130 19V20H131ZM143 19H145V18H143ZM174 19V20H173ZM172 20H173V23H174V21H176L175 20V18H173ZM185 19V18H184ZM187 20H188V18H186ZM189 19H190V17H189ZM196 19V18H195ZM203 19V18H202ZM213 19V18H212ZM231 19V18H230ZM115 20H117V19H115ZM120 20H121V18H120ZM119 20V21H120ZM125 20V19H124ZM139 19H137V21H138ZM141 20V23H144V21L142 22V19H140ZM139 20V21H140ZM172 20H167V21H165L164 23L165 24H167V23H169V22H171ZM209 20H211V19H209ZM215 19H213V21H214ZM236 20V19H235ZM234 20V21H235ZM80 21V20H79ZM134 21V20H133ZM149 21V20H148ZM151 21V20H150ZM156 21V20H155ZM179 21V20H178ZM195 21V20H194ZM199 21V20H198ZM226 21V20H225ZM223 22V23H220V24H224V23H227V22ZM228 21V20H227ZM232 21V20H231ZM263 21V20H262ZM113 22V21H112ZM121 22H123V21H121ZM135 23H136V20L134 21ZM182 22H184V21H182ZM209 22H211V21H209ZM49 23V24H48ZM116 24H117V22H115ZM119 23V22H118ZM140 23V22H139ZM139 23H136V24H134L133 26H132V28H130V30L128 31V30H126V32H121V31H117V32H115L114 31V33H112L113 35H115L116 36V34H117V36H119V39L120 38H124V41H127L128 40V38H132V39H134L133 37H130L131 35H133V32L134 31H136L137 29H139V28H141L142 26H140L141 25V23L139 24ZM172 23V24H173ZM176 23H179V22H177L176 21ZM189 23V22H188ZM215 23V22H214ZM233 23H235V22H233ZM248 23V22H247ZM250 23H252V21L250 22ZM51 24V25H50ZM120 24V23H119ZM145 24V23H144ZM161 24V23H160ZM182 24V23H181ZM181 24H179V25H181ZM219 24V23H218ZM219 24V25H220ZM230 25V22L229 23H227L226 25L224 24L223 26H226V28H227V30L225 29V27H222V26H219V25H215V24H209V29L208 30H206V32L207 33H202V34H204V35H202V34H200L199 33V35H200V37H202L201 39H200V42H199V44L197 43V46H195V48L191 51L192 53H198L199 54V56L200 57H198V58H200V59H202V60H200V59H198L197 58V61L196 62H194L193 60V63H190V62H188V63H190V64H182V62H181V64H179V65H181V66H175V67H177V71H176V68H175V71L176 72H178V71H180L183 67H184V69H185V67L186 68H190L189 70H191V71H196V70H198V71H201V72H210V74L211 73H213V69L215 68V67H213V68H210L211 66H218V65H221V66H219L218 68H220V67H222V65H223V63H224V65H226L225 64V59H224V57H222V56H224V55H227V54H224V53H226V52H222V51H224L223 50V48L224 49H226V50H228L229 51V54L228 55H238L239 54V52L241 51V49L243 50L244 48H246V46H245V42L243 41V43L244 44H238V45H235L234 44V42L232 41V39H230V37H229V34H228V32L230 31V28L228 29V26ZM231 24H232V22H231ZM236 24V23H235ZM235 24H233V25H235ZM254 24H255V22H254ZM50 25V26H49ZM110 25H113L112 23L110 24ZM118 25V24H117ZM143 25V24H142ZM148 25V24H147ZM177 25V24H176ZM176 25H174L172 28H175L176 29ZM183 25V24H182ZM187 25V24H186ZM196 25H197V23H196ZM228 25V26H227ZM253 25V24H252ZM259 25V24H258ZM261 25H263V24H261ZM106 26V29L104 28ZM124 26V25H123ZM122 26V27H123ZM144 26H146V24L144 25ZM143 26V27H144ZM148 26H150V25H148ZM162 26V25H161ZM165 26V25H164ZM167 26V25H166ZM165 26V27H166ZM169 26H171V25H169ZM250 26V25H249ZM256 26V25H255ZM115 27H116V25H115ZM115 27H113V28H115ZM120 27V26H119ZM124 27H126V26H124ZM159 27V26H158ZM163 27V26H162ZM181 26H179V28H180ZM189 27V26H188ZM230 27H231V25H230ZM233 27V26H232ZM111 28V27H110ZM110 28H108L109 30H110ZM113 28H111V29H113ZM147 28V27H146ZM145 28V29H146ZM152 28V27H151ZM172 28L170 29L171 31L168 33V35H166L165 37H166V39H165V41L164 40H162V41H164V45L166 46L165 48H170V49H168L169 50V52H167L168 50H166V54L168 53L169 54V56H167V57H169V58H174V51H177V49H179V51L181 50L180 48H182L183 46H186L187 44H190L191 45V43H189V41L191 40V38L192 37H189L190 35H191V33H187V34H181V33H183L184 32V30L182 29V27L178 30V27H177V29L175 30H172ZM199 28V27H198ZM201 28V27H200ZM258 28V27H257ZM263 28V27H262ZM116 29H119V28H116ZM116 29H114V30H116ZM121 29V28H120ZM132 29V30H131ZM148 29V28H147ZM153 29V28H152ZM242 29V28H241ZM253 29V28H252ZM143 30V29H142ZM151 30V29H150ZM150 30H147L148 32L150 31ZM159 30V29H158ZM161 30V29H160ZM179 32H178V31ZM180 30H182V32H180ZM33 31V32H32ZM128 31V32H127ZM139 31V30H138ZM174 31V32H173ZM200 31V30H199ZM151 33L153 32V30L152 31H150ZM155 32L157 33V31L155 30ZM189 32V31H188ZM197 32V31H196ZM237 32V31H236ZM94 33H96L97 35H95ZM111 33V32H110ZM127 33V34H126ZM136 33V32H135ZM175 33H180L181 35H177V34H175ZM185 33V32H184ZM194 33V32H193ZM233 33V32H232ZM235 33V32H234ZM260 33H262V32H260ZM149 34V33H148ZM155 34V33H154ZM198 34V33H197ZM237 34V33H236ZM242 34V33H241ZM256 34V33H255ZM259 34V33H258ZM95 35V36H94ZM138 35V34H137ZM142 35H143V33H142ZM141 35V36H142ZM153 35V34H152ZM164 35V34H163ZM194 35V34H193ZM196 35V34H195ZM198 35V36H199ZM250 35V34H249ZM263 35V34H262ZM98 37L99 39H101V41H100V43H99V45H102V48H100L99 46H98V43H97V45H94V44H96L94 41H96V39H95V37ZM111 35H109V37H110ZM146 33H145V38L143 37V39H146ZM246 36V35H245ZM112 37H114V36H112ZM156 37L157 36H155V35H153V38H152V41H153V39L155 38V40H156ZM164 37V36H163ZM234 37H236V36H234ZM240 37H242V36H240ZM247 37V36H246ZM245 37V38H246ZM260 37V36H259ZM258 37V38H259ZM107 38H108V35H107ZM106 38V39H107ZM111 38V37H110ZM263 40H264V35H263ZM92 39H95L94 41L92 40ZM126 39V40H125ZM108 40V39H107ZM110 41H111V39H109ZM108 40V44H109V41ZM121 40V39H120ZM123 40V39H122ZM151 40V39H150ZM194 40V39H193ZM196 40H198V39H196ZM239 40V39H238ZM237 40V41H238ZM261 40V39H260ZM92 41V42H91ZM147 41H149V40H147ZM151 41V42H152ZM158 41H159V38H158ZM199 41V40H198ZM240 41V40H239ZM97 42H99V41H97ZM106 42V41H105ZM194 42V41H193ZM241 42V41H240ZM250 42V41H249ZM258 42V41H257ZM92 43H93V47L94 46H98L99 47V49H98V51L96 50V51H94V49L91 47L92 46ZM110 43H112V42H110ZM115 43H118V42H115ZM176 43V44H175ZM239 43V42H238ZM247 43H248V40H247ZM246 43V44H247ZM259 43V42H258ZM105 44V43H104ZM131 44H132V41H131ZM135 44V43H134ZM133 44V45H134ZM158 44V43H157ZM250 44V43H249ZM254 44H255V42H254ZM262 44H263V42H262ZM28 45H29V48H28ZM120 45V44H119ZM124 45V44H123ZM161 45H162V43H161ZM214 46V47H212V48H214L215 49V46H216V48L217 49H215V50H221V52L223 53V55H220L219 53L218 54H215V56H213V57H211V58H209L208 57V54L210 53V52H208L207 50H210L209 49V47L210 46ZM23 46H26L27 47V50H30V55L28 56V57H25V53H26V47H25V49H24V47ZM122 46V45H121ZM132 46V45H131ZM130 46V47H131ZM193 46H194V44H193ZM209 46V47H208ZM261 46V45H260ZM129 47V46H128ZM188 47H190V46H188ZM192 47V46H191ZM253 46L251 45V48H252ZM140 48V47H139ZM162 48V47H161ZM164 48V49H165ZM248 48V47H247ZM250 48V47H249ZM262 48V47H261ZM263 48H264V46H263ZM124 49V48H123ZM133 49H135V47L133 48ZM153 49H154V47H153ZM183 49H184V47H183ZM213 49V50H214ZM254 49V48H253ZM257 49H258V47H257ZM23 50H26L25 52H24V55H23ZM125 50H126V48H125ZM152 50V49H151ZM172 50H174L173 52H171ZM248 50V49H247ZM250 50V49H249ZM260 50V48L257 50V51H259ZM110 51H113V50H110ZM114 51H117L116 49L114 50ZM113 51V52H114ZM124 51V50H123ZM136 51V52H135ZM143 51H144V49H143ZM153 51V50H152ZM165 51V50H164ZM187 51V50H186ZM217 51H215L214 53H217ZM244 51H246V49L244 50ZM29 52V51H28ZM147 52V51H146ZM253 52V51H252ZM254 52H255V49H254ZM253 52V53H254ZM263 52H264V50H263ZM262 51H261V53H263ZM179 53V52H178ZM184 53V52H183ZM182 53V54H183ZM191 53V54H192ZM212 53V52H211ZM29 54V53H28ZM79 54H81V55H83V56H79ZM148 54V53H147ZM146 54V55H147ZM165 54V53H164ZM171 54H173V55H171ZM185 54V53H184ZM248 54V53H247ZM254 54H258V52L257 53H254ZM79 57H78V56ZM111 55H113V53L111 54ZM194 55V54H193ZM193 55H192V58H195V57H193ZM212 55H213V53H212ZM245 55V54H244ZM260 55V54H259ZM259 55H258V57H259ZM262 55V54H261ZM76 56V58H78V59H74V60H76L77 62L80 60V62H78V63H75V67L72 65V59L74 58ZM161 56V55H160ZM178 56V55H177ZM180 56V55H179ZM191 56V55H190ZM196 56V55H195ZM211 56V55H210ZM241 56V55H240ZM256 57H257V55H255ZM254 56V57H255ZM262 56H264V53H263V55ZM262 56H260L261 58H262ZM111 58H112V56H110ZM109 57V58H110ZM153 57V56H152ZM157 57V56H156ZM166 57V58H167ZM185 57H188V55L187 56H185ZM226 57H228V56H226ZM239 57V56H238ZM255 57V58H256ZM258 57H257V60H258ZM259 57V58H260ZM80 58V59H79ZM83 58V60H82V62H81V59ZM119 58H120V56H119ZM159 58V57H158ZM165 57L163 58L162 57V59L160 58V61L161 60H165L166 59ZM168 58V59H169ZM190 58V57H189ZM191 58V59H192ZM230 58V57H229ZM244 58V57H243ZM113 59V58H112ZM139 59V61L138 62H140V61H142V62H140L141 63V65L138 67V68H130L128 65L130 64H132L133 62L134 63H136L137 61L136 60H138ZM152 59V58H151ZM180 59H181V57H180ZM203 59L204 60H206V59H208L209 61V64H208V62H207V65H210V67L209 66H204V64H206L205 63V61H203ZM231 59V58H230ZM252 59H254L253 58V55L251 56V62L253 61ZM106 60V59H105ZM110 61H111V59H109ZM148 60V61H147ZM158 61V62H155V61ZM167 60V59H166ZM172 62H174L175 60H173V59H170ZM184 60V59H183ZM240 60H242V59H240ZM255 60V59H254ZM72 61V62H71ZM90 61H93V62H90ZM107 62H108V57H107V60H106ZM116 61V60H115ZM121 61V60H120ZM132 63H131V62ZM144 61V62H145ZM156 64H158L160 61L158 60V59H155V60H153ZM167 61H169V60H167ZM177 61H179V60H177ZM207 61V60H206ZM226 61H227V59H226ZM229 61V63L232 61H230V60H228ZM236 61L237 62H234V61H232V62H234V64H232V62L229 64V65H231L232 64V66H231V69L230 70H232L233 72H234V70H233V68H235V72L236 71H240L239 73H242V72H245V73H248V72H250V71H254L253 69L251 70L249 67H246L247 66V64L248 63H243V65L241 66V63H239V61L236 59ZM256 61V60H255ZM259 61H262L261 59L259 60ZM258 61V62H259ZM263 61H264V59H263ZM262 61V62H263ZM106 62V63H107ZM143 62V65L144 64H146V62L144 63ZM176 62V61H175ZM174 62V63H175ZM243 62V61H242ZM254 62V61H253ZM80 63V64H79ZM95 63H93V65H96ZM104 64H106L105 63V61L103 62ZM120 63V64H121ZM149 63V65H150V63H151V61H149L148 62ZM155 63H153L154 64V66L156 65ZM162 63V61L159 63V64H161ZM169 63V62H168ZM177 63V62H176ZM175 63V64H176ZM256 63V62H255ZM260 63V62H259ZM100 64L98 65V66H100ZM111 64V63H110ZM165 64H166V62H165ZM174 64V65H175ZM251 64V63H250ZM261 64H263V63H261ZM93 65H90L89 67H93ZM148 65V64H147ZM148 65V66H149ZM152 65V64H151ZM177 65V64H176ZM253 65V64H252ZM104 66V65H103ZM107 66V65H106ZM118 66H120L119 64L116 66V67H118ZM135 66V65H134ZM171 66V65H170ZM169 66V67H170ZM241 66V67H240ZM254 66H257L258 67V65H254ZM260 66V65H259ZM261 66H263L264 67V65H261ZM88 67V66H87ZM86 67V68H87ZM94 67H97V65L96 66H94ZM93 67V68H94ZM101 67V66H100ZM115 67V68H116ZM145 68L147 67V66H144ZM166 67V66H165ZM172 67V66H171ZM206 67H208V68H206ZM223 67H225V66H223ZM230 67V66H229ZM233 67V68H232ZM242 67H245L246 68V70H245V68L243 69ZM250 67H251V65H250ZM257 67H254V69H257ZM84 68V67H83ZM99 68V67H98ZM130 68V69H129ZM156 68V67H155ZM154 68V69H155ZM164 68V67H163ZM210 68V69H209ZM217 68V69H218ZM243 70H242V69ZM259 68V67H258ZM262 68V67H261ZM80 69V68H79ZM92 69V68H91ZM147 69H150V68H148L147 67ZM172 69V68H171ZM216 69V68H215ZM214 69V72L216 71ZM100 70V69H99ZM98 70V72H103V73H105L103 70H101V71H99ZM112 70V71H111ZM143 72L144 71H146V69H141ZM140 70V71H141ZM153 70V69H152ZM168 70V69H167ZM170 70V69H169ZM225 70H228V71H226V73L227 72H229V68L228 69H226L225 68ZM263 69H261V71H262ZM80 71H81V69H80ZM141 71V72H142ZM151 71V70H150ZM161 71V70H160ZM197 71V72H198ZM218 72H221V71H219V70H217ZM242 71V72H241ZM87 72V71H86ZM134 72V71H133ZM137 72H139V71H137ZM142 72V73H143ZM154 72H156V70L154 71ZM170 72V71H169ZM182 72V71H181ZM180 72V73H181ZM185 72V71H184ZM187 72V71H186ZM204 72V73H205ZM255 72V71H254ZM258 72V71H257ZM257 72H256V74H257ZM263 72V71H262ZM63 73H65V74H63ZM88 73V72H87ZM86 73V74H87ZM112 73V74H111ZM128 73V72H127ZM140 73V72H139ZM162 73H164V72H162ZM166 73V72H165ZM224 73H225V71H224ZM250 73H253V72H250ZM264 73V72H263ZM83 74V73H82ZM98 74V73H97ZM110 74V75H109ZM122 74V73H121ZM120 74V75H121ZM126 74V73H125ZM147 74V73H146ZM188 74V73H187ZM194 74V73H193ZM201 74V73H200ZM209 74V73H208ZM228 74V73H227ZM233 74V73H232ZM231 74V75H232ZM237 74V73H236ZM258 74H261L260 72L258 73ZM88 75H89V73H88ZM93 75V74H92ZM103 75V74H102ZM105 75V74H104ZM132 75V74H131ZM137 75H138V73H137ZM176 75H178V74H176ZM175 75V73H174V77L176 76ZM184 75V74H183ZM186 75V74H185ZM199 75V74H198ZM198 75H197V77H198ZM202 75V74H201ZM230 75V77L228 76V77H226L225 76V74H224V77L226 78L225 80H226V82L225 83H227L228 81H230V80H232V79H234L236 76H238V75H236V76H231ZM243 75H245L244 73H243ZM263 75V74H262ZM90 76H91V73H90ZM89 76V77H90ZM95 76H96V73H95ZM140 76H141V74H140ZM163 76V75H162ZM166 76V75H165ZM164 76V77H165ZM171 76V75H170ZM194 76V75H193ZM222 75H220V74H217V72L216 73H214V74H212L210 77H209V79L211 78V80H213L212 82H214V80H220V81H223V80H221L220 79V77H221ZM240 76H242V74L241 75H239L238 76V78L240 77ZM250 76V75H249ZM35 77H37L36 78V80L38 79V82L36 81V84H34L33 83V79L35 78ZM86 77V76H85ZM127 77V76H126ZM173 77V76H172ZM186 77V76H185ZM188 77V76H187ZM186 77V78H187ZM202 77V76H201ZM201 77H199V79L201 78ZM205 77V76H204ZM206 77H208V76H206ZM258 77V76H257ZM264 77V76H263ZM68 78V79H67ZM70 78H72L71 80H70ZM111 78H115L114 80H113V82H112V80H110ZM161 78V77H160ZM185 78V79H186ZM222 78V77H221ZM251 78V77H250ZM259 78V77H258ZM87 79V78H86ZM128 79H129V77H128ZM143 79V78H142ZM147 79V78H146ZM156 79H157V77H156ZM164 78H162L161 79V81L163 80ZM208 79V78H207ZM208 79V80H209ZM235 79H237V77L235 78ZM253 79H254V77H253ZM68 80V81H67ZM76 79H74V81H75ZM81 80V79H80ZM108 80H110L111 81V83L108 81ZM134 80V79H133ZM164 80H168V79H164ZM163 80V81H164ZM170 80H172V79H170ZM169 80V81H170ZM201 80H202V78H201ZM201 80H200V82H201ZM207 80V81H208ZM224 80V81H225ZM88 81V80H87ZM91 80H89V82H90ZM142 81V80H141ZM177 81V80H176ZM205 81H206V79H205ZM239 81V80H238ZM254 81V80H253ZM261 81V80H260ZM263 81V80H262ZM73 82V83H72ZM83 82V81H82ZM85 82V81H84ZM168 82V81H167ZM171 82V81H170ZM179 82H181V81H179ZM202 82H204V78H203V81ZM201 82V84H203ZM208 82H210V81H208ZM233 82V80L230 82V83H232ZM237 82V81H236ZM244 82V81H243ZM6 83V84H5ZM26 83H31V84H33V86H31V89L29 90V95H28V93L26 94V95H28V96H30L29 98H27L28 96H26V95H24L25 93H24V91L21 89L22 88V86L23 85H25ZM141 83V82H140ZM166 83V82H165ZM206 83V82H205ZM211 83V82H210ZM233 83H235V82H233ZM246 83H247V81H246ZM256 83V82H255ZM261 83V82H260ZM263 83V82H262ZM122 84V85H121ZM147 84V83H146ZM169 84V83H168ZM167 84V85H168ZM178 84V83H177ZM182 84H189V86H193V77L191 76V74H190V77L189 78H187L185 81H183L182 82ZM191 84V85H190ZM197 84L198 85H200V83L199 82H197ZM208 84V83H207ZM207 84H205V85H207ZM216 84V83H215ZM218 84V83H217ZM220 84V83H219ZM28 85V84H27ZM75 85V86H74ZM78 85H79V83H78ZM139 85H141V84H139ZM143 85V84H142ZM172 85V84H171ZM176 85V84H175ZM209 85V84H208ZM228 85H230V84H227V86ZM233 85V84H232ZM257 85V84H256ZM261 85V84H260ZM21 86V88H19ZM80 86V85H79ZM149 86V85H148ZM169 86V85H168ZM177 86V85H176ZM180 86V85H179ZM184 86V85H183ZM188 86V85H187ZM218 85H216L215 87H217ZM220 86H223V85H220ZM220 86H218V87H220ZM252 86V85H251ZM255 86V85H254ZM140 88H141V86H139ZM143 87V86H142ZM186 87V86H185ZM230 87V89L229 90H231V88H233L232 86H229ZM235 87V86H234ZM23 88H24V86H23ZM30 88V87H29ZM28 88V89H29ZM180 88H181V86H180ZM186 88H189V87H186ZM192 88V87H191ZM194 88V87H193ZM206 88V87H205ZM212 89L214 88V87H211ZM210 88V90L213 92V90ZM247 88V87H246ZM256 88V87H255ZM78 89V88H77ZM108 89H110V90H108ZM123 89V88H122ZM136 89V88H135ZM185 89V88H184ZM190 89V88H189ZM189 89H187V90H189ZM196 89V88H195ZM220 89V88H219ZM234 89V88H233ZM8 91H9V89H7ZM163 90V89H162ZM181 90V89H180ZM186 90V91H187ZM194 90V89H193ZM209 92H210V90L209 89H207ZM217 90V89H216ZM252 90V89H251ZM251 90H250V92H251ZM255 90H257V89H255ZM255 90H252V91H255ZM139 91V90H138ZM138 91H136V92H138ZM144 91V90H143ZM175 91V90H174ZM178 91V90H177ZM191 91H192V89H191ZM196 91V90H195ZM203 91V90H202ZM205 91V90H204ZM242 91V90H241ZM245 91H246V89H245ZM263 91V90H262ZM101 92V91H100ZM188 92V91H187ZM248 92V91H247ZM260 92V91H259ZM102 93V92H101ZM166 93H167V91H166ZM182 93H184V92H182ZM193 93V92H192ZM228 93V92H227ZM115 94V93H114ZM169 94V93H168ZM206 94V93H205ZM254 94V93H253ZM259 94V93H258ZM106 95H107V93H106ZM135 95V94H134ZM216 95V94H215ZM111 96H112V94H111ZM115 96V95H114ZM136 96V95H135ZM148 96V95H147ZM207 96H209V94L207 95ZM261 96H262V94H261ZM21 97H24V98H26V102H25V104H26V107H28V110H25V111H28V112H20V107H18V105H19V103H21L20 102V100H21ZM87 98V100H85L86 98ZM141 98H142V96H140ZM194 97V96H193ZM211 97H213V96H211ZM85 98V99H84ZM106 98V97H105ZM109 98H110V96H109ZM207 98V97H206ZM258 98V97H257ZM84 99V100H83ZM113 99H114V97H113ZM133 99H134V97H133ZM137 99V98H136ZM214 99V98H213ZM23 100V99H22ZM83 100V101H82ZM106 100V99H105ZM131 100V99H130ZM187 100V99H186ZM88 101H89V103H88ZM109 101V100H108ZM114 101V100H113ZM125 101V100H124ZM202 101V100H201ZM3 102V103H2ZM101 102V101H100ZM111 102V101H110ZM116 102V101H115ZM118 102V101H117ZM128 102V101H127ZM132 102H134V100L132 101ZM199 102V101H198ZM78 103V105H76ZM85 103V102H84ZM118 103H120V102H118ZM138 103V102H137ZM9 106H8V105ZM113 104H114V106H113ZM131 104V103H130ZM74 105H75V107H74ZM112 106H113V110H118V112L119 111H121V110H123V109H119V107H117L116 106V103H113L112 102V104H111ZM122 105V104H121ZM185 105V104H184ZM20 106H22V105H20ZM112 106H110L111 108H112ZM117 107V109H116V107ZM133 106V105H132ZM152 106V105H151ZM92 107H91V109L90 110H88V113L91 111V110H93L92 109ZM123 107H124V105H123ZM216 109H218V107H215ZM22 109H23V106H22ZM99 109V108H98ZM65 110V111H64ZM70 110H72V109H70ZM78 110V109H77ZM112 110V109H111ZM127 110V109H126ZM64 111V112H63ZM84 111L85 112H87V110H85L84 109ZM84 111H81V112H84ZM94 111H97V110H94ZM93 111V112H94ZM212 111V110H211ZM62 112H63V114H62ZM76 112V111H75ZM80 112V114H78V115H81V116H83L82 115V113ZM84 112V113H85ZM92 111H91V114H87V116H95L94 115V113H93ZM109 112V111H108ZM117 112V111H116ZM123 112V111H122ZM125 112V111H124ZM67 113V112H66ZM93 113V114H92ZM211 113V112H210ZM75 114V113H74ZM128 114V113H127ZM131 114V113H130ZM171 114V113H170ZM169 114V115H170ZM73 115V114H72ZM119 115V114H118ZM117 115V116H118ZM222 115V114H221ZM70 116V115H69ZM81 116L79 117V119L81 118ZM11 117H13L12 119H11ZM73 117H75V116H73ZM125 117H127V115L125 116ZM224 117V116H223ZM77 119H78V116L76 117ZM83 119H84V117H82ZM78 119L79 121H82L83 122V119ZM90 118V117H89ZM88 118V119H89ZM92 118V117H91ZM121 118V117H120ZM185 118V117H184ZM70 119H73V118H71L70 117ZM99 119V118H98ZM123 119V118H122ZM220 119V118H219ZM57 120V119H56ZM55 120V121H56ZM74 120V119H73ZM86 121H87V118L85 119ZM90 120H92V119H90ZM125 120V119H124ZM128 120V119H127ZM66 121H68V120H66ZM89 121V120H88ZM255 122H257L256 120H254ZM253 121V122H254ZM65 122V121H64ZM63 122V123H64ZM77 122V121H76ZM82 122H80V123H82ZM218 122V121H217ZM62 123V122H61ZM69 123V122H68ZM100 123V122H99ZM103 123V122H102ZM230 123V122H229ZM261 123H263V122H261ZM234 124V123H233ZM232 124V125H233ZM258 124H259V122H258ZM55 125H57V126H55ZM80 125V126H79ZM106 125H108V124H106ZM111 125V124H110ZM230 125V124H229ZM236 125V124H235ZM252 125V124H251ZM260 125V124H259ZM99 126V125H98ZM119 126V125H118ZM125 126V125H124ZM228 126V125H227ZM231 126V125H230ZM229 126V127H230ZM234 126V125H233ZM237 126V125H236ZM243 126V125H242ZM244 126H245V123H244ZM257 125H252L251 127H256ZM77 127V128H76ZM101 127V126H100ZM108 127V126H107ZM224 127V126H223ZM228 127V128H229ZM240 127H241V125H240ZM247 127V126H246ZM258 127H260V126H258ZM217 128H219V127H217ZM222 128V127H221ZM225 128V127H224ZM223 128V129H224ZM233 128H235V127H233ZM242 128V127H241ZM248 128V127H247ZM261 129H264V125H262V127H260ZM100 129H102V128H100ZM110 129V128H109ZM215 129V128H214ZM250 129V128H249ZM254 129V128H253ZM256 129V131L257 130H259V129H257V128H255ZM112 130V129H111ZM110 130V131H111ZM222 130V129H221ZM228 130V129H227ZM229 130H231V129H229ZM228 130V131H229ZM238 130V129H237ZM244 130V129H243ZM242 130V131H243ZM246 130V129H245ZM244 130V131H245ZM101 131H103V130H101ZM212 131V130H211ZM210 131V132H211ZM223 131H225V129L223 130ZM232 132H234L235 131V129H234V131H233V129L231 130ZM243 131V132H244ZM252 130H250V132H251ZM256 131H255V133H256ZM264 131V130H263ZM262 131V132H263ZM116 132V131H115ZM216 132H219L220 134H221V131H217L216 130ZM258 132V134H259V132H261V130L260 131H257ZM262 132H261V134H262ZM38 134V137H34V135L35 134ZM101 133V132H100ZM112 133V132H111ZM226 133V132H225ZM228 133V132H227ZM235 133V132H234ZM97 134V133H96ZM120 134V133H119ZM224 134V133H223ZM236 134V133H235ZM240 134H242V133H240ZM251 134V133H250ZM252 134H253V131H252ZM257 134V135H258ZM263 134H264V132H263ZM129 135V134H128ZM214 135V134H213ZM216 135H218L217 133H216ZM215 135V136H216ZM256 135V136H257ZM113 136V135H112ZM122 136H124V135H122ZM227 136V135H226ZM242 136V135H241ZM260 136V135H259ZM263 136V135H262ZM95 137V136H94ZM108 137H110V136H108ZM114 137V136H113ZM219 137H220V135H219ZM225 137V136H224ZM229 137V136H228ZM255 137V136H254ZM253 137V138H254ZM264 137V136H263ZM25 138H27V139H25ZM93 138V137H92ZM91 138V139H92ZM100 138H102L101 136H100ZM125 138V137H124ZM205 138V137H204ZM212 138V137H211ZM210 138V139H211ZM238 138V137H237ZM249 138H251V136L249 135V132H247L246 133V131L244 132V141L245 140H249ZM89 139V140H88ZM98 139V138H97ZM96 139V140H97ZM104 139V138H103ZM102 139V140H103ZM112 139V138H111ZM215 139V138H214ZM213 139V140H214ZM221 139V138H220ZM222 139H225V138H222ZM228 139V138H227ZM232 139V138H231ZM240 139V138H239ZM27 142H26V141ZM107 140V139H106ZM235 140H236V138H235ZM238 140V139H237ZM93 141V140H92ZM112 141V140H111ZM116 141V140H115ZM208 141V140H207ZM44 142V143H43ZM90 142V141H89ZM113 142V141H112ZM196 142V141H195ZM216 142V141H215ZM230 142H231V140H230ZM247 143H249L248 141H246ZM95 143V142H94ZM93 143V144H94ZM109 143V142H108ZM115 143V142H114ZM174 143V142H173ZM176 143V142H175ZM211 141H208V146H212L211 145ZM219 143V142H218ZM222 143V142H221ZM227 143V142H226ZM225 143V144H226ZM240 143V142H239ZM251 143V142H250ZM15 144V145H14ZM45 144V145H44ZM110 144V143H109ZM213 144V143H212ZM223 144V143H222ZM230 144V143H229ZM238 144V143H237ZM87 145H89V144H87ZM116 145V144H115ZM118 145V144H117ZM173 145V144H172ZM216 145V144H215ZM219 145H221V144H219ZM244 145V144H243ZM259 145V144H258ZM21 146L20 147H17L18 148V150L19 149H21L20 151H16L17 153H16V156H14V158H17V157H20L21 155V158H23V150H26V149H23V148H21ZM79 146V147H80ZM84 146V145H83ZM207 146V147H208ZM224 146V145H223ZM233 146V145H232ZM231 146V147H232ZM235 146V145H234ZM251 146V145H250ZM86 147V146H85ZM94 147V146H93ZM129 147V146H128ZM225 147V146H224ZM227 147H229V146H227ZM243 147V146H242ZM211 148V147H210ZM209 148V149H210ZM220 148V147H219ZM226 148V147H225ZM235 148V147H234ZM246 148V147H245ZM253 148V147H252ZM3 149H1L2 150V152H4L3 151ZM8 149H10V148H8ZM12 149H16V148H12ZM79 149V148H78ZM112 149V148H111ZM213 149V148H212ZM217 149V148H216ZM236 149V148H235ZM240 149V148H239ZM247 149V148H246ZM259 149V148H258ZM13 150V151H14ZM28 150V149H27ZM30 150V149H29ZM28 150V151H29ZM70 150V149H69ZM122 150V149H121ZM175 150V149H174ZM201 150V149H200ZM215 150V149H214ZM220 150H222V149H220ZM237 150H238V148H237ZM251 150V149H250ZM110 151V150H109ZM183 151V150H182ZM206 151H208V150H205L204 152H206ZM211 151V150H210ZM235 151V150H234ZM234 151H233V153H234ZM254 151V150H253ZM25 153H26V151H24ZM67 152V151H66ZM65 152V153H66ZM96 152V151H95ZM169 152V151H168ZM212 152V151H211ZM222 152H223V150H222ZM251 152V151H250ZM6 153V152H5ZM28 153V152H27ZM64 153V154H65ZM174 153V152H173ZM215 153V152H214ZM259 153V152H258ZM0 154H1V152H0ZM3 154V153H2ZM11 154H13V153H11ZM10 154V155H11ZM63 154V155H64ZM111 154V153H110ZM181 154V153H180ZM199 154V153H198ZM219 154V153H218ZM232 154V153H231ZM235 154V153H234ZM27 155V154H26ZM25 155V156H26ZM31 155V154H30ZM62 155V154H61ZM194 155V154H193ZM205 155V154H204ZM209 155H210V153H209ZM208 155V156H209ZM212 155V154H211ZM221 155V154H220ZM236 155V154H235ZM11 156H13V155H11ZM70 156V155H69ZM68 156V157H69ZM76 156V155H75ZM113 156V155H112ZM145 156V155H144ZM197 156V155H196ZM214 156V155H213ZM222 156V155H221ZM234 156V155H233ZM72 157V156H71ZM124 157V156H123ZM182 157V156H181ZM203 157V156H202ZM220 157V156H219ZM3 158V157H2ZM13 158V159H14ZM196 158V157H195ZM213 158V157H212ZM215 158V157H214ZM217 158V157H216ZM222 158V157H221ZM237 158V157H236ZM260 158V157H259ZM17 159H19V158H17ZM156 159V158H155ZM201 159V158H200ZM205 159V158H204ZM223 159H224V157H223ZM227 159V158H226ZM22 160V159H21ZM20 160V161H21ZM67 160V159H66ZM75 160V161H74ZM93 160V161H92ZM210 160V159H209ZM208 160V161H209ZM236 160V159H235ZM20 161H18V162H20ZM23 161H21V162H23ZM96 161V162H97ZM174 161H175V159H174ZM115 162V161H114ZM204 162V161H203ZM217 162V161H216ZM220 162V161H219ZM225 162V161H224ZM242 162V161H241ZM206 163V162H205ZM239 163V162H238ZM98 164V165H99ZM158 164H160V163H158ZM233 164V163H232ZM8 165V164H7ZM17 165H23L24 166V168L22 169L21 167H19V166H17ZM167 165V164H166ZM210 165V164H209ZM215 165V164H214ZM169 166H170V164H169ZM174 166V165H173ZM242 166V165H241ZM250 166H253V165H250ZM19 169H18V168ZM63 167L65 168V169H63ZM96 167V166H95ZM95 167H93V170H94V168ZM101 167V166H100ZM164 167V166H163ZM17 168V169H16ZM38 169V170H36V169ZM109 168V169H108ZM153 168V167H152ZM233 168V167H232ZM0 169H1V167H0ZM4 169V168H3ZM3 169H1L0 170V203L2 202V204L5 202L6 204L8 203H11L12 202V204H14L13 203V201H17L18 199H20V198H22V196L20 197V198H17V196H15V195H18V196H20L17 192L19 191V190H21V188H23V189H26V187H28V182L27 181H29V184H33L34 182H32V180H31V182H30V179H28L29 177H27L26 175L28 174H30V172H28V173H21L20 171L21 170H19V171H13V172H9V171H11V170H7L6 168V171H8V172H6L5 171V169L3 170ZM47 169H49V170H53V169H55V171L53 170V172L51 171L50 173H49V171H47ZM114 169V168H113ZM27 171H29L28 169H26ZM25 169H24V171H26ZM68 171L67 173H72L73 175H71L70 177L68 176V175H70V174H65V172L64 171ZM100 170H101V168H100ZM251 170V169H250ZM3 171H5V174H4V172ZM24 171H22V172H24ZM34 171V172H35ZM75 171V172H76ZM89 171V170H88ZM248 171V170H247ZM85 172V171H84ZM96 172V171H95ZM101 172V171H100ZM6 173H8L7 174V176H5L6 175ZM33 173V172H32ZM31 173V174H32ZM41 173V174H42ZM79 173H80V171H79ZM97 173V172H96ZM102 173V172H101ZM159 173V172H158ZM19 174H21V176L23 177V176H26V177H23V178H27L28 180H25V179H23L21 176H19ZM24 174H26V175H24ZM30 174V175H31ZM38 174V173H37ZM78 174V173H77ZM81 174V173H80ZM233 174V173H232ZM1 175L3 176V178L1 177ZM9 175V176H8ZM29 175V176H30ZM98 175L100 176V178H99V181H101L102 180V176L103 175H101V174H99V172H98ZM104 175L106 176V173H104ZM155 175H157V174H155ZM35 176H37V175H35ZM38 176H40V175H38ZM76 176V175H75ZM109 176V175H108ZM116 176V175H115ZM161 176V175H160ZM219 176V175H218ZM4 177H6V179L4 178ZM7 177H9V180H7ZM19 177H21V178H19ZM74 177V176H73ZM35 178V177H34ZM34 178H31V179H33V181L35 180V181H37L38 182V180H36V178L34 179ZM77 178V177H76ZM101 179V180H100ZM106 179V178H105ZM110 179V178H109ZM236 179V178H235ZM43 181V182H42ZM37 182H35L34 184H36L37 185ZM106 183V182H105ZM169 183V182H168ZM173 183V182H172ZM178 183V182H177ZM176 183V184H177ZM222 183V182H221ZM39 184V183H38ZM97 184V183H96ZM107 184V183H106ZM175 184V185H176ZM20 186V187H17V186ZM185 185V184H184ZM242 185V184H241ZM30 186V185H29ZM46 186V187H45ZM232 186V185H231ZM32 187V186H31ZM42 187V186H41ZM104 187V186H103ZM180 187V186H179ZM34 188V187H33ZM94 188V187H93ZM147 188V187H146ZM176 188V187H175ZM19 189V190H18ZM35 189V188H34ZM182 189V188H181ZM16 190H18V191H16ZM96 190V189H95ZM175 190V189H174ZM32 191V190H31ZM34 191V190H33ZM87 191H88V189H87ZM102 191V190H101ZM147 191V190H146ZM174 192V191H173ZM210 192V191H209ZM16 193V194H15ZM32 193H34V192H32ZM36 193V192H35ZM39 193V192H38ZM89 193V192H88ZM125 193V192H124ZM131 193V192H130ZM142 193V192H141ZM176 193V192H175ZM23 194V193H22ZM29 194V193H28ZM28 194H27V192H26V195H27V197L26 198H28ZM49 194V195H48ZM143 194H144V192H143ZM16 197H14V196ZM30 195H32L31 193H30ZM35 195V194H34ZM81 195V196H80ZM102 195V194H101ZM128 195V194H127ZM144 195H146V194H144ZM25 196V195H24ZM33 196V195H32ZM63 196L65 197V196H67V197H72L73 196V198H71L72 199V201L70 200V202H63ZM89 196V195H88ZM93 196V195H92ZM151 196V195H150ZM34 197V196H33ZM32 197V198H33ZM91 197V196H90ZM96 197V196H95ZM16 199V200H13V199ZM25 198V197H24ZM38 198V199H39ZM117 198V197H116ZM152 198V197H151ZM234 198V197H233ZM37 199V200H38ZM61 199V200H60ZM68 199V198H67ZM74 199V200H73ZM33 200V199H32ZM43 200V199H42ZM22 201V200H21ZM30 201V200H29ZM69 201V200H68ZM143 201V200H142ZM248 201V200H247ZM35 202H37V201H35ZM92 202H94V201H92ZM150 202V201H149ZM148 202V203H149ZM208 202V201H207ZM4 203V205H6ZM21 203H23V202H21ZM32 203H33V201H32ZM41 203V204H40ZM158 203V202H157ZM110 204V203H109ZM143 204V203H142ZM4 205L2 206V208L4 207ZM23 205V204H22ZM22 205H20V206H22ZM34 205H35V203H34ZM154 205V204H153ZM183 205V204H182ZM9 206V205H8ZM94 206V205H93ZM117 206V205H116ZM23 207V206H22ZM22 207H21V210H22ZM24 207H25V205H24ZM90 207H91V205H90ZM100 207V206H99ZM148 207V206H147ZM32 208V207H31ZM49 208H51L50 209V211L48 210L47 211V209H49ZM104 208V207H103ZM201 208V207H200ZM199 208V209H200ZM11 209V208H10ZM97 209V208H96ZM216 209V208H215ZM249 209V208H248ZM89 210V209H88ZM155 210V209H154ZM252 210V209H251ZM25 211V210H24ZM96 211V210H95ZM214 211V210H213ZM27 212V211H26ZM35 212V213H34ZM90 212V211H89ZM137 212V211H136ZM203 211H201V213H202ZM22 213V212H21ZM28 213V212H27ZM38 213H37V217L39 216L38 215ZM49 213V214H50ZM87 213V212H86ZM95 213V212H94ZM8 214H9V212H8ZM49 214H48V216H49ZM152 214V213H151ZM205 214V213H204ZM203 214V215H204ZM18 215V214H17ZM86 215V217H87V214H85ZM137 215V214H136ZM140 215V214H139ZM154 215V214H153ZM172 215V214H171ZM170 215V216H171ZM28 216H30V215H28ZM51 216H53V215H51ZM8 217V216H7ZM141 217V216H140ZM160 217V216H159ZM187 217V216H186ZM252 217V216H251ZM18 218V217H17ZM57 218V217H56ZM59 218V217H58ZM71 218H73V219H71ZM150 218V217H149ZM162 219V218H161ZM7 220V219H6ZM10 220H13V219H10ZM22 221L24 220V219H21ZM31 220V219H30ZM30 220L28 219V223L30 222ZM36 219H33V221H35ZM43 220V219H42ZM46 220H48V221H45V220H43V222L44 223H42V225L44 226H46V225H48L49 224V226H51L50 225V220L49 219H46ZM55 220V219H54ZM61 220V219H60ZM62 220H64V219H62ZM82 220H84V221H82ZM156 220V219H155ZM187 220V219H186ZM255 220V219H254ZM14 221H16V220H13V222ZM37 222H32L33 223V225L35 224V223H40L39 221H40V219L38 218L37 220H36ZM59 221V220H58ZM24 222H27V220L26 221H24ZM42 222V221H41ZM51 222H53V221H51ZM12 223V222H11ZM15 223V222H14ZM14 223H12L13 225H14ZM21 223V222H20ZM31 223V222H30ZM207 223V222H206ZM229 223V222H228ZM25 224V223H24ZM23 224V225H24ZM5 225V224H4ZM7 225H8V223H7ZM11 224H9L8 226H10ZM36 225H38V224H36ZM41 224H40V226H42ZM2 226V225H1ZM8 226H7V229H5V231L6 230H9V228H8ZM51 226V227H52ZM3 227V226H2ZM11 227V226H10ZM31 227V226H30ZM48 227V226H47ZM47 227H45V229H47ZM91 227H93V228H91ZM101 227V226H100ZM110 227V226H109ZM108 227V228H109ZM121 227V226H120ZM134 227V226H133ZM4 228H5V226H4ZM12 228V227H11ZM17 228V227H16ZM25 228V227H24ZM29 228V227H28ZM39 228V227H38ZM56 228V227H55ZM14 229V228H13ZM18 229H21V228H18ZM18 229H16V230H18ZM27 229V228H26ZM30 229V228H29ZM28 229V230H29ZM37 229V228H36ZM42 229H44V228H42ZM76 229V230H75ZM187 229V228H186ZM1 230H2V228H1ZM11 231H12V229H10ZM21 230H23V229H21ZM38 230V229H37ZM37 230H35V231H37ZM103 230H105V227H104V229ZM11 231H10V233H11ZM14 231V230H13ZM24 231H26V230H24ZM35 231H34V233H35ZM40 231H42V230H40ZM92 231V232H91ZM102 230H101V228H100V232H101ZM38 232H39V230H38ZM49 232V231H48ZM54 232V231H53ZM78 232L79 231H77V233L76 234H78ZM90 232H91V234H90ZM95 232H96V230H95ZM16 233V232H15ZM18 233H20L19 231L17 232V234ZM33 233V234H34ZM41 233V232H40ZM97 233H98V230H97ZM97 233H94V235H96ZM6 234H7V232H6ZM12 234H14V232L13 233H11L10 235H12ZM101 235L102 234H105V235H107V233H103V232H101L100 233ZM99 234V235H100ZM119 234V233H118ZM208 234V233H207ZM10 235H8V239H9V236ZM16 235V234H15ZM25 235V234H24ZM61 235V234H60ZM98 235V234H97ZM96 235V237H94V236H92L91 238L93 239V238H97L98 236ZM101 235H100V237H101ZM133 235V234H132ZM14 236V235H13ZM21 236V235H20ZM26 236V235H25ZM59 236V235H58ZM78 236H80V238H78ZM149 236V235H148ZM5 238V236L3 237L2 235H1V232H0V264H20L21 262H23L24 263V260H25V258H23V260L21 259V257H22V255H21V253H19L18 251H16V250H18V248L16 247V246H14V247H12L13 245L11 244V243H9V241L10 240H8V241H6V239L4 240V239H2V238ZM33 237V236H32ZM60 237V236H59ZM66 237V236H65ZM64 236H63V238H65ZM88 237V239H90ZM103 237V236H102ZM101 237V238H102ZM107 237V236H106ZM111 237V236H110ZM139 237V236H138ZM67 238H69V237H67ZM72 238H70V239H72ZM135 238V237H134ZM11 239V238H10ZM14 239V238H13ZM99 238H97V240H98ZM133 239V238H132ZM141 239V238H140ZM3 240V241H2ZM15 240V239H14ZM49 240V239H48ZM55 240V239H54ZM94 241L96 240V239H93ZM129 240V239H128ZM143 240V239H142ZM5 241V242H4ZM11 241H12V239H11ZM57 241V240H56ZM91 241V240H90ZM102 241H104V240H102ZM101 241V242H102ZM4 242V243H3ZM51 242V241H50ZM55 242V241H54ZM58 242V241H57ZM73 242V241H72ZM96 242V241H95ZM95 242H94V245H92L91 243H89L88 245H86L85 247H86V249H88L89 251L91 250L92 252L94 251L95 253L97 252V251H101L100 249V247H101V244H99L98 246H97V244H95ZM123 242V241H122ZM6 243V244H5ZM11 244V246L9 245V244ZM13 243V242H12ZM52 243V242H51ZM50 243V245H52ZM80 243V244H79ZM86 243V242H85ZM93 243V242H92ZM97 243V242H96ZM108 243V242H107ZM134 243H136V242H134ZM60 244H62V243H60ZM47 245H48V242H47ZM57 245V244H56ZM59 245V244H58ZM63 245V244H62ZM69 245V244H68ZM76 245V244H75ZM113 246H112V248L113 247H115L114 246V244H112ZM116 245V244H115ZM119 245H120V243H119ZM23 246V245H22ZM52 246H54V245H52ZM82 246V245H81ZM80 246V247H81ZM118 245H116V247H117ZM132 246H133V244H132ZM48 247H49V245H48ZM60 247H62L61 245H60ZM64 247H66V248H68V246H65L64 245ZM64 247H63V249H64ZM73 247H74V245H73ZM76 247H78L77 245H76ZM115 247V248H116ZM16 248V249H15ZM24 248V247H23ZM55 248H58V247H55ZM70 248H71V246H70ZM82 248V247H81ZM81 248H79L80 250H81ZM84 248V247H83ZM100 248V249H99ZM105 248V247H104ZM133 248V247H132ZM131 248V249H132ZM20 249V248H19ZM51 249V248H50ZM79 249H77L78 250V252H79ZM128 249V248H127ZM135 249V248H134ZM133 249V250H134ZM21 250V249H20ZM54 250V249H53ZM72 251H73V249H71ZM88 250H87V254H89V255H91V251L88 253ZM96 250V251H95ZM102 250H103V247H102ZM84 251V250H83ZM104 251H106V250H104ZM103 251V252H104ZM108 251V250H107ZM76 252V251H75ZM84 252V253H85ZM102 252V251H101ZM94 253V254H95ZM98 253V252H97ZM53 254V253H52ZM93 254V253H92ZM93 254V255H94ZM105 254V253H104ZM136 254H137V252H136ZM136 254H134V255H136ZM237 254V253H236ZM57 255V254H56ZM78 255V254H77ZM111 255V254H110ZM131 255V254H130ZM129 255V256H130ZM141 255V254H140ZM52 256V255H51ZM80 256H81V254H80ZM48 257V256H47ZM176 257V256H175ZM201 257V256H200ZM49 258V257H48ZM136 258V257H135ZM140 258V257H139ZM28 259V258H27ZM167 259V258H166ZM237 259V258H236ZM33 260V259H32ZM49 260V259H48ZM162 260V259H161ZM169 260V259H168ZM27 261H29V260H27ZM27 261H26V263H24V264H29V262L27 263ZM167 261V260H166ZM125 262V261H124ZM123 262V263H124ZM127 262H128V260H127ZM131 262H132V260H131ZM130 262V263H131ZM23 263H21V264H23ZM32 263V262H31ZM33 263L35 264L36 263V261L34 262L33 261ZM32 263V264H33ZM220 263V262H219ZM37 264V263H36ZM45 264V263H44ZM129 264V263H128ZM135 264V263H134ZM169 264V263H168ZM186 264V263H185ZM233 264V263H232Z\"/></svg>",
    "mask_w": 264,
    "mask_h": 264
}]
</instances>
